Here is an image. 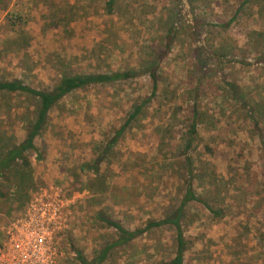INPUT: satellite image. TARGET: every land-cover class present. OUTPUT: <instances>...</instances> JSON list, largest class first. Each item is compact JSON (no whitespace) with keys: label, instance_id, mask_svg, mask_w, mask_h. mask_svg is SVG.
I'll list each match as a JSON object with an SVG mask.
<instances>
[{"label":"rangeland","instance_id":"374dc122","mask_svg":"<svg viewBox=\"0 0 264 264\" xmlns=\"http://www.w3.org/2000/svg\"><path fill=\"white\" fill-rule=\"evenodd\" d=\"M239 1L113 0L108 11L105 0H0V79L51 89L65 72L136 70L54 103L35 149L24 151L22 186L14 185L16 168H1L0 240L29 197L50 183L72 199L53 264H81L77 254L88 264H157L174 251L172 224L148 227L98 258L115 231L97 213L128 228L173 214L188 175L202 201L181 206L189 241L183 264H264V0H246L235 12ZM194 17L204 25L192 26ZM146 66L155 69L153 93L139 71ZM35 100L0 90V157L23 137ZM133 104L140 109L115 134ZM193 109L194 133L183 151ZM96 155L102 159L93 170Z\"/></svg>","mask_w":264,"mask_h":264},{"label":"trees","instance_id":"16d2710c","mask_svg":"<svg viewBox=\"0 0 264 264\" xmlns=\"http://www.w3.org/2000/svg\"><path fill=\"white\" fill-rule=\"evenodd\" d=\"M245 1L246 0H240L238 2L235 8V12H238L241 9ZM112 3L113 0H105V7L108 11H110ZM193 21L194 22L192 26L196 28H199L202 25H204V22L197 17H194ZM227 23L228 20L222 22V25H226ZM167 38L168 41L166 42V45H168L169 41L172 39L171 34H168ZM201 48L202 47L199 44H194L193 46L195 53H200ZM258 54H259L258 55L259 60H261L262 63L264 64V53L259 52ZM141 69L142 70L139 71H145L150 77L151 80L150 93H153L156 86V76H155L154 66H146ZM135 74H136V70L133 68L116 69L115 71L97 70V71H80V72H68V73L65 72V73H61V75L59 76V78L54 83V86L51 89L33 87L23 82L18 77L0 79V90L22 91L32 94L33 96H36L34 116L31 119V121L27 123V125L25 126L23 137L17 143H13L10 146H8L5 152L3 153V155L0 157V176L2 175L1 168L3 167L16 168V170L13 171L14 177L17 178L16 181L14 182V185L22 186L23 180H25L23 170L25 169L27 170L26 167L28 166L29 163V159L25 157L24 151L29 148L35 149L33 138L38 133L42 125L45 123L49 109L54 105V103L57 100H59L62 97V95L79 87H83L95 83H110L116 81V79L127 78ZM226 84L233 91V95H232L233 98L237 100L241 106L247 107L248 113L250 114V116H252L251 119L253 120L254 123H256L252 115L253 108L251 106H248L246 104L247 101H245L244 99H242L240 95H238L239 92L237 91V86L231 81H226ZM139 109H140L139 105L133 104L131 111H129V113L127 114V117L124 120V122H122V124H120V126L117 128L115 134H118L129 123V120L135 116V114L138 112ZM191 115L193 120L190 122V125L186 131L187 140L184 141L182 148L183 151L189 145L190 139L192 138V135L194 133V120L195 117H197L195 109L192 110ZM260 139L262 146L264 148V139L263 138ZM101 159L102 158L99 155H96L90 167L93 170H96L98 168V163ZM186 162L190 164V160L188 157H186ZM187 171H190L189 165L187 166ZM27 174H29L28 170H27ZM185 183L186 185H185L184 193L182 195L181 202L175 213L170 215L168 214L159 219H148L144 226H136L133 228H128L125 227V225L121 221L110 218L102 212H98L97 213L98 217L104 220L106 224L112 227L115 231V239L110 243H108L107 245L105 244L102 247V249L98 253V258L103 257L105 252H107L109 248L129 241L138 234L142 233L148 227L169 222V224H172L174 226L173 227L174 251L169 259L162 260L157 264H183V253L187 248L189 241L187 238H185L181 229L182 225L179 219V217L181 216V206L186 200L189 199H197L199 201H202V199L192 189L190 177L188 175L185 177ZM205 206L210 211L216 212V210L212 208L209 204L205 203ZM77 256L81 258V264H88L80 254H77Z\"/></svg>","mask_w":264,"mask_h":264},{"label":"built area","instance_id":"2783aa9c","mask_svg":"<svg viewBox=\"0 0 264 264\" xmlns=\"http://www.w3.org/2000/svg\"><path fill=\"white\" fill-rule=\"evenodd\" d=\"M71 202L58 185L39 187L6 225L0 264H53L55 235L69 222Z\"/></svg>","mask_w":264,"mask_h":264}]
</instances>
